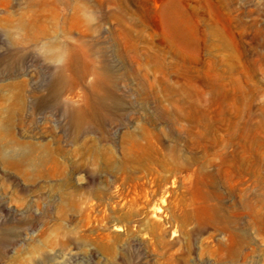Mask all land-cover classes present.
I'll use <instances>...</instances> for the list:
<instances>
[{
	"label": "rangeland",
	"instance_id": "374dc122",
	"mask_svg": "<svg viewBox=\"0 0 264 264\" xmlns=\"http://www.w3.org/2000/svg\"><path fill=\"white\" fill-rule=\"evenodd\" d=\"M0 264H264V0H0Z\"/></svg>",
	"mask_w": 264,
	"mask_h": 264
},
{
	"label": "bare ground",
	"instance_id": "6f19581e",
	"mask_svg": "<svg viewBox=\"0 0 264 264\" xmlns=\"http://www.w3.org/2000/svg\"><path fill=\"white\" fill-rule=\"evenodd\" d=\"M163 11L157 12L156 17L159 19L160 27L166 31L167 33H171L180 37V39L185 42L187 36H191V27H189L185 22H183L175 13L173 9L167 7ZM75 16L79 18L80 16V9H75ZM78 51H82V48H79ZM86 59V58H84ZM83 59V60H84ZM87 61V60H84ZM137 65L139 64V60L134 58L133 60Z\"/></svg>",
	"mask_w": 264,
	"mask_h": 264
}]
</instances>
